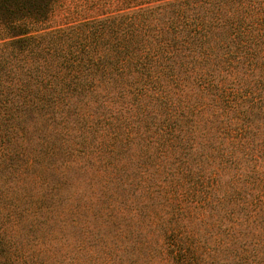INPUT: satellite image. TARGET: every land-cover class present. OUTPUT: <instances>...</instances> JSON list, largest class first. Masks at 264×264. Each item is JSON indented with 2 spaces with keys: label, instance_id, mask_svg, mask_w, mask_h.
Returning a JSON list of instances; mask_svg holds the SVG:
<instances>
[{
  "label": "trees",
  "instance_id": "trees-1",
  "mask_svg": "<svg viewBox=\"0 0 264 264\" xmlns=\"http://www.w3.org/2000/svg\"><path fill=\"white\" fill-rule=\"evenodd\" d=\"M77 1L69 21L56 24L60 0H0V136L17 134L30 105L58 106L75 94L100 101L93 87L105 85L117 107L123 101L133 110L141 122L135 127L144 119L154 128L149 146L169 163L159 160L155 170L170 176L155 191L166 193L176 218L222 199L240 210L258 207L264 201V0ZM147 98L153 107L144 114ZM118 113L105 124L114 129V118L124 116ZM119 127L124 136L114 129L115 138L129 145L133 126ZM249 217L248 225L261 223L258 211ZM232 226L235 221L229 232ZM242 227L230 232L233 244Z\"/></svg>",
  "mask_w": 264,
  "mask_h": 264
},
{
  "label": "rangeland",
  "instance_id": "rangeland-1",
  "mask_svg": "<svg viewBox=\"0 0 264 264\" xmlns=\"http://www.w3.org/2000/svg\"><path fill=\"white\" fill-rule=\"evenodd\" d=\"M76 2L60 0L56 24L69 21ZM93 91L103 99L30 105L17 134L0 136V264H264V201L240 210L222 199L176 218L166 193L155 191L170 176L155 170L169 163L149 146L154 128L144 119L135 127L133 110L117 107L105 85ZM142 103L144 114L153 107ZM121 112L114 129L124 136L120 124L133 126L129 145L105 124ZM255 211L261 223L248 225ZM234 221L230 232L243 227L233 244L226 226Z\"/></svg>",
  "mask_w": 264,
  "mask_h": 264
}]
</instances>
